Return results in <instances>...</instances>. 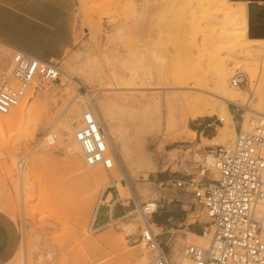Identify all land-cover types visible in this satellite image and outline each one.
<instances>
[{
	"label": "rangeland",
	"instance_id": "1",
	"mask_svg": "<svg viewBox=\"0 0 264 264\" xmlns=\"http://www.w3.org/2000/svg\"><path fill=\"white\" fill-rule=\"evenodd\" d=\"M77 1L76 44L58 62L60 69L68 71L75 82L96 89L93 99L102 123L104 120L97 102L101 97H112V101L117 95L124 97L132 94L160 99L161 128L157 126L146 130L149 128L146 127L140 130L143 134L137 133L136 139L132 140L134 144L139 143L141 148L137 147L150 163L138 171L137 176L125 170L127 179L124 180L118 169L111 172L98 166V170L106 176L103 183L76 180L74 175L83 172L86 166L72 133V128L75 129L78 124L79 114L73 103L75 87L61 77L60 83L39 84L37 88H31L18 106L20 108L28 100L25 127V120L0 121V211L8 215L15 229V239L10 241L14 244L13 253L9 258L0 260V264H124L125 259L131 264H147L153 253L140 243L144 228L138 206L153 202L157 204L155 215L160 216L168 203L172 205L181 196L178 205L190 208L183 212L182 223L178 231L170 234L171 244L165 248L170 260L179 262L186 243L203 244L202 240L198 241L187 233L200 235L207 220L191 195L166 182L185 179L197 171L199 164L211 171V159L209 154L203 153V148L228 145L235 134L227 137L229 143L221 144V130L218 128L217 132L209 131L207 139L198 141L196 131L203 129L209 121L222 116L226 120L225 115L216 110L220 100L207 92L212 86L210 82L205 84L204 78L210 79L213 64L223 62L229 75V85L234 79L241 81L236 88L245 93L243 107L264 115V106L254 103L259 95L264 101V39H248V20L252 26L256 23L248 18L247 9L246 19L238 17L235 0ZM152 3L156 4L153 8ZM259 23V26H264V20ZM248 53L257 55L245 57ZM11 55L12 51L0 44V83L10 72ZM84 64L89 65L86 72L83 71ZM133 64L137 65L135 71ZM255 66L257 77L251 85L249 78L254 74L248 69ZM134 72L141 79L135 84L151 77L150 85L128 84ZM109 74L116 82L113 89ZM172 75H176L181 84L191 85L194 81L200 84L198 88L201 89H173L170 86ZM66 88L69 94L63 97L60 93ZM189 94H200V97L210 100L213 106H210L207 116L191 120L179 117L176 108L173 112L166 109L168 97L180 103L181 96ZM225 105L235 131L240 122L239 115L246 111H235L236 106L230 103L225 102ZM168 114H171L175 124L171 130L167 128ZM250 116L246 114V119ZM115 122L118 123V120ZM53 135L56 138L54 144L47 146ZM15 141H18L17 151L13 150ZM68 147L72 154L68 153ZM24 156H27V161L21 174V186V175H17L15 166ZM72 158L80 160L83 169L79 172L69 171L68 161ZM158 175L167 176L166 181L156 183L154 180ZM117 180L123 188H129L126 189L128 198L115 204L116 214L112 222L97 219L94 229H101L92 232L90 226L94 207L98 199H105L108 193L119 194L118 187L114 185ZM138 188H145L147 194L140 196ZM86 192L90 195L92 206L89 205L81 213L78 202ZM116 198L114 196L109 202L113 203ZM134 209L135 213L127 217V213ZM105 212V207H101L98 214ZM125 216L116 221V218ZM123 220H132L133 223L121 224ZM149 222L151 224V220ZM150 227L159 238L155 226ZM128 228H135L136 232L126 234L124 230ZM262 238L264 241V235ZM6 243V240H0L1 245Z\"/></svg>",
	"mask_w": 264,
	"mask_h": 264
},
{
	"label": "built area",
	"instance_id": "2",
	"mask_svg": "<svg viewBox=\"0 0 264 264\" xmlns=\"http://www.w3.org/2000/svg\"><path fill=\"white\" fill-rule=\"evenodd\" d=\"M10 72L0 83V115H8L19 106L28 91L39 84H57L63 77L58 63L45 62L18 50H12ZM75 87L73 103L78 109V124L73 132L83 163L87 167L101 166L111 170L113 155L102 122L94 104L95 90L70 81ZM241 81H231L238 87ZM241 108L236 106V110ZM240 114V122L235 128L232 142L203 148V153L211 155L212 171L202 165L185 179H173L166 184L191 195L194 204L204 213L206 223L200 232L205 246L185 244L182 261L187 264H264V227L262 212L264 203V118L253 116L248 119ZM223 119L215 117L205 125V129L217 132ZM55 135L47 146L55 142ZM27 156L16 162L17 175L23 172ZM98 205L91 221L92 232L97 226V215L105 207L104 218L111 222L116 212L114 203ZM143 231L140 234L142 246L153 253L147 264H182L173 262L158 244L150 227V219L157 211V204L139 206ZM137 208V206H135Z\"/></svg>",
	"mask_w": 264,
	"mask_h": 264
},
{
	"label": "bare ground",
	"instance_id": "3",
	"mask_svg": "<svg viewBox=\"0 0 264 264\" xmlns=\"http://www.w3.org/2000/svg\"><path fill=\"white\" fill-rule=\"evenodd\" d=\"M188 1H190V0H188ZM235 1H237L235 11H238L237 12L238 17L246 19L245 3L241 2V1H245V0H235ZM261 1H264V0H261ZM153 4L156 5L155 3H152L151 8H153V6H154ZM192 4H194V3H192ZM248 18H249V15H248ZM259 19L261 21H263L264 20V14L260 15ZM259 25H260V23H256L255 26H252L248 20V39H264V26H259ZM245 55H244L245 57H253L257 54L252 55V54L248 53ZM225 67L226 66L221 61L213 64L212 65V75L210 76V79L207 80L206 76L204 78L205 84L210 82L211 86H212L211 89H209L207 92L210 91V94L214 95L216 98H218L220 100V104L216 110H220L221 112L220 111H218V112L222 113V115L224 114L226 117L225 121H224V118H222L223 116L220 117L223 119V124L221 127H219V129L221 130V136H222L221 141H220L221 144L229 143L227 137H231L235 132L234 131V124H233L231 115L228 114V112L226 110L225 102L233 104V105L241 107V108H244L243 105L245 102V93L243 91H241L239 88H236V87H233L232 85L231 86L229 85L230 84L229 83V77H228L229 75H228V72L225 69ZM132 68L135 71L137 69V65L133 64ZM253 68L254 69H248L249 72L254 74L251 76L248 75V76H250V78H249L250 84L254 83V81L257 77L254 73L255 72L254 70L257 67L255 66ZM132 70L130 69V71H132ZM62 73H63V77H64V80L66 81V83H69L70 81H72V77L68 73H64L63 71H62ZM262 74L264 75L263 72H262ZM205 75H206V73H205ZM130 77H132L129 80L131 82H129L128 84L131 83L133 85H143V84L150 85L151 77H148L147 79H145L144 82H142V83L139 82L138 84H135L136 80L140 81L141 79H139V77H137V74L135 72ZM121 83H123V82H121ZM115 85H116V82H115L114 86ZM199 85L200 84H198L194 81L191 83V85L188 83L181 84V83H179L176 75H172V77H171L170 86L172 88L173 87H180V88H187L188 87V88L192 89L195 87L198 88ZM198 89H201V88H198ZM95 91H96V89H95ZM60 94H62L63 97L67 96L69 94V89H67V88L64 89V92L60 93ZM259 94H260V92H259ZM199 95L198 96L197 95L196 96L191 95V94L182 95V96L180 95L181 99H182V102H180V103H178L173 97L172 98L168 97L166 99V102H165L166 109L168 111L172 110V112H173V109L176 108V110L178 111L179 117L188 118L191 120H194L196 118L205 117V116H207L208 111L211 110L210 106H213V104L210 102V100H207L203 97H200ZM202 96H204V95H202ZM114 97H115V95H114ZM111 98H109V100H105V101L104 100L103 101L98 100L97 102H98L99 111L101 113L102 119L104 120V123H105V126H104V123H102V125H103V129L105 132V136L107 135L106 138H107V142L109 145L110 153L113 155V158L115 160L113 168L110 171L112 172L114 169H118V171L121 174V178L126 180L127 176L125 174V170L129 171L132 174L137 176L138 171L147 167L150 164V163H148L146 156H144L143 152L141 151V149H140L141 146H139V143L135 142V144H134L132 142V140H134V138L136 139L137 133L143 134V131L140 132V130H142V129L144 130L146 127H149L148 129L146 128V130H149L151 127L153 128V127L159 126V121L161 119L160 113H159V111H161L160 110V99L158 97H153V96H143V95L136 96V95H132V94H127L124 97H120V95H117L114 98L115 100L112 99V101L110 100ZM257 102L259 103V105L261 107L264 106V101L260 98V95L257 96L254 103L256 104ZM27 104H28V100H25V103H23L20 108L16 107L8 115H5V116L0 115V121L11 122L12 120H15V119H19L20 121L25 120L23 123L24 124L23 126L25 127V125L27 123L26 122L27 121V119H26V117H27ZM256 109H258V108H256ZM246 114H250L251 115L250 117H253V116L262 117L263 116L262 118H264V115L261 112L255 110V109H252V108H249L248 110H246V112L244 114L245 119H246ZM115 116H117V118ZM167 118L169 120L168 124H167V128L169 130H171L175 126V124L172 123L173 118H172L171 114H168ZM116 120H118V123L115 122ZM73 132H74V129L72 128V133ZM190 133H191V131H190ZM191 134L193 135V132ZM15 138H17V137H15ZM20 138L21 137H18V139H20ZM139 139H138V141H139ZM12 141H13V139L11 140V142ZM132 143L134 145H132ZM137 146L140 148H138ZM18 147H19L18 141H15L14 147H13L14 149L12 147L11 148L13 150H15ZM12 149H9V150L12 151ZM74 150H75V147H74ZM15 151H17V150H15ZM67 151L69 154H72V152H73L72 150L70 151L69 147L67 148ZM9 153H10V151H9ZM15 153H17V152H15ZM3 154L6 155V153H3ZM10 154H12V153H10ZM208 157H210L211 162H212L211 163V171H212L213 160H212L211 156L208 155ZM68 166H69V171H71L72 173L79 172V170L83 169L80 160L77 158L70 159L68 161ZM97 167L98 166H95V167H87L86 166L84 168L85 170L84 171L82 170L83 172H80L74 176H75L76 180L82 179L83 181H86L88 183H93L95 181H100L103 183L106 179V176L101 171H99ZM72 173H70V174H72ZM21 174H22V172L18 175L20 176ZM72 176H73V174H72ZM127 183H129V182H127ZM21 184H22V175H21V180H20V185ZM114 185L118 187V188L117 187L116 188L119 190V194H118L119 199H121V200L127 199L128 196H127L126 189L128 187L123 188L119 184V180H117L116 184H114ZM106 187L107 186H105L103 188H106ZM103 188H102V190H103ZM138 194L140 196H144L145 194H147V190L145 188H138ZM109 201H110V195H107L105 197V199H98L97 205L94 207V210L92 213L91 221L94 217V214H95V211H96L98 204L111 205ZM90 202L91 201H90L89 193L86 192V193L82 194V196L80 197V200L78 202L79 211L81 213L86 211V209L89 208V205L92 204ZM153 204H154L153 202L149 203L150 206H153ZM93 206H94V204H93ZM262 208H264V203L259 208V210L262 212V222H263V227H264V209H262ZM136 210H137V208H136ZM136 210L134 209L132 211H129L128 215H133ZM124 223L128 225L130 223H133V221L131 220L129 222V220H123L121 224H124ZM135 230H136L135 228H133V229L128 228V229H125L124 232L126 234H130V233L133 234L134 232H136ZM187 235L194 237L198 241L204 240L200 235L196 236L193 233H187ZM106 238H107V236L104 237L105 240H106ZM109 241H110V239H109ZM191 245H193V244H191ZM199 246H205V242L203 241V244L199 245ZM142 260H143V258H142ZM124 261H125L124 264H131V262H129L128 259H125ZM181 261H182V259L180 257L179 262H181ZM182 264H187V262L182 261Z\"/></svg>",
	"mask_w": 264,
	"mask_h": 264
},
{
	"label": "crops",
	"instance_id": "4",
	"mask_svg": "<svg viewBox=\"0 0 264 264\" xmlns=\"http://www.w3.org/2000/svg\"><path fill=\"white\" fill-rule=\"evenodd\" d=\"M245 3L250 20L255 23L262 22L259 18L264 14V1L245 0ZM77 8V0H0V44L11 51H23L39 60L58 63L75 47ZM83 69L86 72L89 65L84 64ZM63 72L67 73L68 71ZM110 78L112 81L110 87L113 89L115 82L111 75ZM109 98L111 97L104 96L100 100L105 101ZM196 133L199 135V142L201 138L207 139L210 136V132L205 128L196 131ZM166 179L167 176L158 175L154 181L163 183ZM107 195H110V199L114 196L117 197L113 201L114 206L121 201L118 194L108 193ZM179 199L181 196H178L172 205L168 203L169 206L162 211L160 216L153 214L150 219L151 225L155 226L156 231H159V238L155 235L156 240L164 248L171 244L170 234L178 231L182 223L183 212L190 208L185 209V206L178 205ZM132 205L134 207L135 203L132 202ZM128 216L130 215L127 213ZM124 218L126 216L116 218V221ZM97 219L106 220L104 215L99 214ZM14 239V226L8 215L0 211V240L7 241L6 244H0V260L12 255L14 244L10 241Z\"/></svg>",
	"mask_w": 264,
	"mask_h": 264
}]
</instances>
